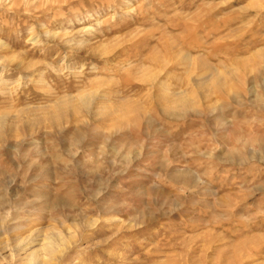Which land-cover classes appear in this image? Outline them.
Masks as SVG:
<instances>
[{
    "label": "rangeland",
    "instance_id": "374dc122",
    "mask_svg": "<svg viewBox=\"0 0 264 264\" xmlns=\"http://www.w3.org/2000/svg\"><path fill=\"white\" fill-rule=\"evenodd\" d=\"M0 264H264V0H0Z\"/></svg>",
    "mask_w": 264,
    "mask_h": 264
},
{
    "label": "bare ground",
    "instance_id": "6f19581e",
    "mask_svg": "<svg viewBox=\"0 0 264 264\" xmlns=\"http://www.w3.org/2000/svg\"><path fill=\"white\" fill-rule=\"evenodd\" d=\"M190 58V57H189ZM213 66V65H212ZM210 68V67H209ZM157 77V76H156ZM154 81V80H153ZM150 82V81H149ZM132 103V102H131ZM138 104V103H137ZM92 105V104H91ZM91 105H90V100H88V99H85L84 101H83V103L82 104H79L78 105V108H74L75 110H72V112L70 111V112H68V113H75V112H77V113H79L78 112V109H80V108H83V109H85L86 110V112L87 113H99V111L97 110V112H94L93 110H92V108H91ZM114 107V106H113ZM68 109V108H67ZM123 109V108H122ZM102 110V109H101ZM100 110V111H101ZM105 111H106V109H104ZM116 111V110H115ZM135 111H136V113H145V110L144 109H142V108H135ZM104 112V111H103ZM102 113V112H101ZM114 113V112H113ZM51 253H54V251L52 250L51 251Z\"/></svg>",
    "mask_w": 264,
    "mask_h": 264
}]
</instances>
